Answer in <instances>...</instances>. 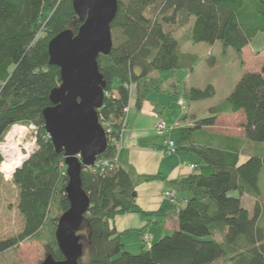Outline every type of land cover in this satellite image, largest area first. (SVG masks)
<instances>
[{
  "label": "trees",
  "instance_id": "1",
  "mask_svg": "<svg viewBox=\"0 0 264 264\" xmlns=\"http://www.w3.org/2000/svg\"><path fill=\"white\" fill-rule=\"evenodd\" d=\"M72 1L0 0V141L14 124H34L37 128L36 148L13 173L23 227L19 233L0 239V253L25 239H42L47 231L46 253L64 259L55 232L59 217L70 206L65 155L56 150L42 112L51 105V90L61 83L60 68L49 63V41L68 27L77 32L81 25ZM192 18L182 40L221 41L241 53L259 32L264 33V0H119L111 25L113 48L98 56L106 80V95L98 113L102 121L109 122L113 139H108V147L95 165L82 171L90 208L84 228L78 232L86 255L79 259L81 264L86 258L90 264H264L259 204L264 166V61L259 70L242 75L224 106L213 107L211 116L178 129L177 150L199 159L195 172L175 181L178 189L190 192L178 210V228L133 253L125 248L112 224L117 214L148 215L136 202L130 173L115 159L130 87H136L139 106L159 88L160 79L152 72L194 69L197 56L181 52L180 41L167 29L183 27ZM214 94V86L208 84L190 88L187 98L197 101ZM240 111L246 138L263 144L259 155L252 153L244 161L237 137L214 132L207 138L212 129H205L217 123L221 112ZM221 138L227 139L226 148L212 142ZM2 160L0 152V164ZM232 190H238L240 196L230 195ZM244 194L257 201L252 213L242 203ZM52 206L58 210L57 217H49ZM217 233H222L223 239L212 238Z\"/></svg>",
  "mask_w": 264,
  "mask_h": 264
},
{
  "label": "water",
  "instance_id": "2",
  "mask_svg": "<svg viewBox=\"0 0 264 264\" xmlns=\"http://www.w3.org/2000/svg\"><path fill=\"white\" fill-rule=\"evenodd\" d=\"M81 25L68 27L48 45L49 63L58 66L61 83L50 92L51 105L43 110L45 129L58 152H64L69 208L58 219L56 240L64 259L46 253L41 264H81L85 253L79 231L84 228L90 198L83 188L84 167L95 165L108 147L99 109L106 95V80L99 69V54L113 48L112 22L119 0H73ZM90 264V263H83Z\"/></svg>",
  "mask_w": 264,
  "mask_h": 264
},
{
  "label": "rangeland",
  "instance_id": "3",
  "mask_svg": "<svg viewBox=\"0 0 264 264\" xmlns=\"http://www.w3.org/2000/svg\"><path fill=\"white\" fill-rule=\"evenodd\" d=\"M193 21L194 18L183 27H167V29L173 30L174 36L180 41L181 52L194 53L197 56L194 69L181 68L152 72V76L160 79L159 88L154 92L156 94L160 93L163 97L167 113L170 110V117L168 116L170 120L177 118L179 113L182 112L177 103L178 98L184 100V105L187 107L186 111L189 112V115H195L200 118L211 116L213 107H221L226 104V98L242 75L247 71L259 70L264 61V33L259 32L251 43L244 47L241 53H238L232 46H225L221 41L208 43L205 41L191 42L182 40V35L191 28ZM208 84H212L215 88V94L212 97L197 101L187 98V91L190 88H205ZM113 92L116 94V91ZM217 119L216 128L208 132L207 138H212V133L214 132L218 134L226 132L229 135L237 136L243 158L252 153L259 155L261 148L263 150L262 143L246 138L241 127V123L244 121L242 113L230 115L228 112H221ZM18 125L23 127L24 133V137H21L20 141L22 139L24 145L29 144V152L33 151L36 148V126L34 124ZM201 136V138H205L204 134ZM23 152L25 153L24 149ZM259 185L262 191L259 199L261 209L260 222L264 225V166L260 173ZM18 193V187L13 183V175L7 178L0 172V239L15 235L22 230L24 219L18 209ZM229 194L235 197L240 196L238 190H232ZM241 200L244 206L252 213L255 203H257L255 197L244 194ZM57 214V208L52 206L49 217H57ZM172 233L173 231L169 235ZM212 238L221 240L223 236L222 233H217ZM49 239L47 231H45L42 234V239L29 238L23 240L13 248L0 253V264H12L13 262L40 264L46 257L45 244ZM149 246L146 245V247ZM84 263H88L87 258L84 259Z\"/></svg>",
  "mask_w": 264,
  "mask_h": 264
},
{
  "label": "crops",
  "instance_id": "4",
  "mask_svg": "<svg viewBox=\"0 0 264 264\" xmlns=\"http://www.w3.org/2000/svg\"><path fill=\"white\" fill-rule=\"evenodd\" d=\"M130 91L124 126L117 144L118 165L130 173L135 184L136 202L148 215L143 216L136 212L117 214L112 220V224L119 232L125 248L130 252L137 253L148 248L143 240L145 232L150 234L152 243H154L178 228L177 213L190 197V192L178 189L175 181L195 172L190 168V164H198L199 159L193 153L183 149L166 152L164 146L168 139H177L179 128L193 126L195 120L200 117L189 115V112L186 111L187 107L180 104V98H178L177 103L182 112L177 118L170 120V110L167 113L164 99L160 93L154 92L156 90L151 91L139 106L134 84L131 85ZM238 113L243 115L241 111L230 113V115ZM162 119L169 126L176 123L178 125L159 134L156 131V124ZM215 128L216 125L205 129ZM222 133L229 135L226 132ZM212 142L223 148L229 145L225 138L219 139L217 143ZM248 156L244 158L241 156V161H244ZM168 190L175 192V202L165 196L164 193Z\"/></svg>",
  "mask_w": 264,
  "mask_h": 264
},
{
  "label": "built area",
  "instance_id": "5",
  "mask_svg": "<svg viewBox=\"0 0 264 264\" xmlns=\"http://www.w3.org/2000/svg\"><path fill=\"white\" fill-rule=\"evenodd\" d=\"M179 103L182 104L184 106V100L183 99H179ZM127 111V108L125 109V112ZM103 127L105 128L106 130V133H107V137L108 139L111 137V132H112V129H111V126L109 124V122H107L106 120L105 121H102L100 119ZM178 123L172 125V126H169L168 123L165 121V120H159L158 123L156 124V131L159 133V134H163L164 132L168 131V130H171L175 127H177ZM14 126H19L18 124H15ZM24 137V136H23ZM112 138V137H111ZM113 139V138H112ZM118 144V143H117ZM8 145V140L6 138V136L4 137V139L2 141H0V152L3 156V160L0 164V172L5 176V177H11L14 173V171L16 170H13V171H8V170H5L4 169V163L7 162V161H15L17 158H20L21 159V164L24 162V160H26L30 153L29 152V144L28 145H24V143L22 142V139L20 141V138L18 137L17 140H16V143H15V147L16 149L13 150V152L11 153H8L6 151V147ZM23 149L25 150V153L23 152ZM164 150L166 152H176L177 151V146H176V142L175 140L173 139H168L166 142H165V146H164ZM23 159V160H22ZM115 159H118V157H116ZM101 160V159H100ZM98 163V162H97ZM102 163L104 164H108V161L106 160H102ZM20 164V166H21ZM19 166H17L16 168H18ZM197 167V164H190V168L191 169H195ZM165 196H167L168 198L171 199L172 202L175 201L176 197H175V192L172 191V190H168V191H165ZM143 240L144 242L146 243V245H151V237H150V234L148 232H145L144 235H143Z\"/></svg>",
  "mask_w": 264,
  "mask_h": 264
},
{
  "label": "bare ground",
  "instance_id": "6",
  "mask_svg": "<svg viewBox=\"0 0 264 264\" xmlns=\"http://www.w3.org/2000/svg\"><path fill=\"white\" fill-rule=\"evenodd\" d=\"M22 126H14L9 132L8 134L6 135V138L8 140V145L6 147V151L8 153H11L13 152L14 149H16V139L19 137H23L24 136V133H23V130H22ZM23 160V159H22ZM21 159L20 158H17L15 161H7L4 163V169L5 170H8V171H13L16 169L17 166H20L21 164Z\"/></svg>",
  "mask_w": 264,
  "mask_h": 264
}]
</instances>
